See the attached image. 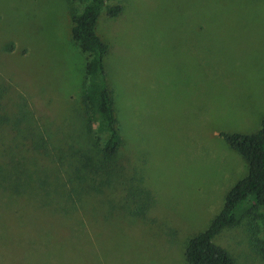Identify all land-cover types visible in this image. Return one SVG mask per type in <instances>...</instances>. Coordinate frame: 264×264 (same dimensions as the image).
Masks as SVG:
<instances>
[{
  "label": "rangeland",
  "instance_id": "obj_1",
  "mask_svg": "<svg viewBox=\"0 0 264 264\" xmlns=\"http://www.w3.org/2000/svg\"><path fill=\"white\" fill-rule=\"evenodd\" d=\"M110 1L122 12L102 10L95 31L123 141L105 164L108 134L83 101L89 55L71 37L87 1L0 0V104L19 128L0 126V264H187L247 175L221 134L264 118V0ZM255 214L243 204L214 239L235 264H264Z\"/></svg>",
  "mask_w": 264,
  "mask_h": 264
},
{
  "label": "trees",
  "instance_id": "obj_2",
  "mask_svg": "<svg viewBox=\"0 0 264 264\" xmlns=\"http://www.w3.org/2000/svg\"><path fill=\"white\" fill-rule=\"evenodd\" d=\"M86 1L87 4L83 10L71 17V37L80 49L89 55L85 67L88 84L83 92V101L90 114V120L97 123V131L108 134L102 147V156L104 163L109 164L113 162L115 154L121 147L122 139L117 127L113 101L104 70V58L109 47L97 36L95 30L102 10L109 17H117L122 12V7L111 3L110 0ZM3 115H6V112L0 104V126L7 129L8 133L19 131V128L16 127L17 124H13L11 118L7 119ZM25 131L28 135L22 134L21 139L26 146L25 153L31 155L32 163V159L36 155L31 147L37 143V137L32 136L30 131ZM221 136L234 151L245 159L248 172L246 177L237 182L227 193L222 210L211 220L207 229L188 241L184 251L187 264H235L228 251L214 242L215 237L225 228L238 224L243 204L252 202L254 207L264 208V118L261 121L260 129L254 134L222 133ZM44 170H46V174L56 176V168L53 165L46 166ZM62 192L68 196L64 187ZM77 212L81 213V211ZM255 216L264 220V216L261 214H255ZM71 217L73 220L77 219L75 216L73 217V214Z\"/></svg>",
  "mask_w": 264,
  "mask_h": 264
},
{
  "label": "crops",
  "instance_id": "obj_3",
  "mask_svg": "<svg viewBox=\"0 0 264 264\" xmlns=\"http://www.w3.org/2000/svg\"><path fill=\"white\" fill-rule=\"evenodd\" d=\"M107 54H108V52H107ZM107 54H106V56H107ZM105 56V57H106ZM105 59V58H104ZM107 86H108V89H109V91H110V94H111V97H112V101H113V107H114V113H115V118H116V115H117V112H118V110H117V108H116V103L118 102V96L116 95V89H115V87L114 88H112V87H110V84H109V82H107ZM116 122H117V118H116ZM121 139H122V137H121ZM123 141V140H122ZM248 166V165H247ZM248 168V167H247ZM247 172H248V170H247Z\"/></svg>",
  "mask_w": 264,
  "mask_h": 264
}]
</instances>
